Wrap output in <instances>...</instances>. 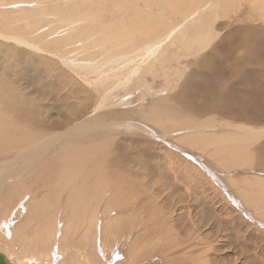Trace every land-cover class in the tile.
Returning <instances> with one entry per match:
<instances>
[{
    "label": "rangeland",
    "instance_id": "obj_1",
    "mask_svg": "<svg viewBox=\"0 0 264 264\" xmlns=\"http://www.w3.org/2000/svg\"><path fill=\"white\" fill-rule=\"evenodd\" d=\"M227 2L226 9L217 13L205 50L188 56L179 44L168 51L163 47L173 58L166 65L169 85L163 77L153 81L146 74L151 84L132 81L115 91L120 96H110L111 101L119 97L116 100L122 104L100 111L94 108L101 85L87 86L56 56L0 39V109L17 122L25 115L37 136L32 149L27 143L6 144L2 150L10 153L0 160V168L11 167L14 173L25 164L24 158L31 162L40 157V166L27 176L35 186L26 184L22 196L6 193L0 198L6 207L1 211L0 206V242L5 231L17 230L15 244H2V249H9L0 248L2 253L17 258L23 248L20 242L29 244L34 234L47 232L44 220L53 218L52 264H264V135L239 138L235 128L239 124L264 129V0ZM144 4L136 5L152 10L150 16L163 11L154 3ZM107 7L110 15L102 16L103 23L111 19L113 9ZM164 13L169 21H183L179 12ZM57 28L55 39H63L64 31L57 33ZM105 82L102 85L113 87L112 80ZM155 108L175 115L183 111L190 119L177 118L197 127H179L171 120L157 123L149 115ZM114 124L118 129L113 131ZM83 130L88 136L96 133V143L103 141L99 136L107 141L99 154L104 159L100 175L45 186V180L54 179L53 166L44 169L43 163L65 150L62 146L73 144L66 134ZM201 136L205 140L199 142L205 143L193 145L190 138ZM224 137L241 144L240 159L222 155L218 139ZM43 198L45 211L32 215L26 226L24 218ZM24 234L27 239L21 238Z\"/></svg>",
    "mask_w": 264,
    "mask_h": 264
},
{
    "label": "bare ground",
    "instance_id": "obj_2",
    "mask_svg": "<svg viewBox=\"0 0 264 264\" xmlns=\"http://www.w3.org/2000/svg\"><path fill=\"white\" fill-rule=\"evenodd\" d=\"M225 1L226 0H0V39L10 43L13 42L14 44H12L15 46H24L25 48H27V50H31V52L35 50L48 55H52V57L56 56L63 62V65L69 67L79 78L82 79V81H85L87 83V86L89 85L91 87L95 85H101L96 89V91H98L99 95L101 96H98L96 98L95 105H98L96 106V108H94L95 111H100L105 108H109L110 106H118V104H122L121 99L116 100L119 97L114 98L113 101H111V97H115L114 94H118L115 92L116 90H118L119 88L121 89L122 87L127 88L132 81H135L137 85H140L142 83H148V85L151 84L152 80L147 81L146 74H150V76H153V81H156L157 79H160V77H163L165 84L169 85L168 83L170 82V75L168 73L170 71L166 67V65L171 62L173 58L167 54V51L171 47H175L178 44L181 46L180 48L182 52L187 54L188 56L197 55L198 52L205 50L211 38L213 30L212 26L219 18L217 16V13L226 9L225 6L228 4V2L225 3ZM142 2H144L145 4L154 3L156 6L162 7L163 11H159V13H155L156 15L150 16L152 10H145L139 5H136L139 3L142 4ZM108 5H110L113 9L111 11V19L108 22L103 23L102 21H100L102 16L105 14L110 15L107 12ZM165 10H169L172 13L179 12V15L181 16L183 21L180 23L169 21L165 16ZM154 11L156 12L157 10L153 9V12ZM67 20L70 21L69 26L64 28L62 25L64 24V22H67ZM166 22L170 24V26L168 25L169 27L167 26ZM57 25V33L64 31L65 37L63 39H55L56 33H54V30L56 29ZM239 45L240 47L242 45L244 46V44L242 43ZM163 47H165L167 51L164 50ZM172 55L174 56V54ZM181 57L182 56L180 55V58ZM145 64H147V66L143 67V65ZM123 69L124 71L122 72ZM115 70H118L119 73L113 72L111 74V71ZM176 73L178 75H181L182 70L177 69ZM92 75H95V77L91 78ZM106 80H112L113 89L102 85ZM153 85L154 84H152L151 87ZM106 92L107 94L105 95ZM19 100L21 101V99ZM14 107L15 105L13 104L11 108ZM1 109L0 160L4 155L10 153L9 151L2 150V148L6 144L10 147H19L27 143L30 145L28 148L32 149L33 147H35L33 143L37 139V136H35L33 133V127L30 121H28V118L25 117V115L19 117V122H17L16 118H11L8 115L6 116V114L2 113ZM175 113L176 112H162L158 108H155L150 111L149 115L151 116L150 119L157 123H163V121L165 122V120H171L174 121L175 124L179 127L188 126L192 128L195 126L190 123L191 120L189 122L185 119L177 118L178 116L182 115L184 118L188 117L190 119L189 116H184L183 111L182 113H180V115H178V113L175 115ZM169 114H172L173 116ZM89 122L92 123L93 121L90 120ZM229 123L227 124L228 126L231 125ZM99 125L100 124H96L93 126L95 128H100ZM106 126L109 128L112 127L108 125ZM235 128L237 132L240 133H236L238 134L239 138L250 136L251 139L255 136L264 135L263 128L258 129L256 127L257 129H254L253 127L240 126L239 124L235 126ZM112 129L113 131L115 129L117 130L118 126L114 124ZM74 133L75 132L73 131L72 135H65L71 136L69 138H71L70 141L72 139L74 140L73 144L68 145V147L61 145L62 148L66 147L65 150L63 148V151L60 148L59 151L62 150V152L58 151L59 153H57V157L53 155L52 160L49 159L48 162L43 163L44 169L50 167V165L53 166L51 173L53 174V178L55 179L54 180L49 178V180H45V186L49 187L52 185L60 184L58 182L60 179L64 180L68 184L73 182L76 183V181L78 180L81 181L82 178H90L89 180H91L92 177L96 178L97 175H100V169L104 165L102 164L104 159H100L99 154L104 151V146L107 142H103L105 140L104 136L100 137V133H97V135L99 136L98 139L103 138V141H101L102 143L99 144V142H95V139L97 140V138L95 137L96 133L94 136L95 138L90 135L88 136V133H84V130L83 132L80 131L78 135H75ZM103 133L105 135V132H102V134ZM92 137L94 140L92 139ZM56 138L54 137L53 139ZM66 138H63L59 141L65 140ZM89 138H91V140H88ZM190 139H194L192 140L193 145L205 143L199 142L205 140L202 136L200 137V139H198L197 137ZM190 139L188 138V143H190ZM107 140H109V138ZM56 141L54 143H56ZM218 144L222 147L220 149L222 155L228 153V155H232V158L236 160L242 157L243 147L240 146L241 144L239 145L237 140L233 141L228 137L219 138ZM20 150L24 149H18V151ZM21 156L22 152L21 154H17L18 158H20ZM39 159L38 157H35V160L30 162V160L24 158L25 164L14 173L10 172L11 167H1L0 198L3 197V194L5 195L6 193L8 194L7 196L13 194L11 197H16L21 193H23L21 194V196L24 195L26 191L25 189H27L25 185L27 184L29 186H32L31 178H27V176L30 175L29 173L34 168H36V166H40ZM46 160L47 159H45V161ZM54 160L56 161L54 162ZM40 168L41 170L43 169L42 166ZM87 179L84 181L87 182ZM20 187L23 188L22 192L20 190ZM57 189L59 190L60 188ZM55 190L56 188H54L53 192H58L57 190ZM7 196L4 197L6 198ZM41 201H39L38 204L34 205V208H32L31 211V216L25 217L27 218H24L25 221L29 219V221L31 222L30 217H33L32 215L35 216L37 212L39 214L41 209L45 211V199L43 198ZM48 202L46 201L47 204ZM78 204L79 203H77V205ZM3 208L4 206L1 208V211ZM6 210L7 211L5 212H8V208ZM20 215L21 213L18 214V216ZM93 218L94 217H91V219L89 221L87 220V222L92 221ZM52 219H47V221L44 220L45 228H47L48 231L46 232V229H43L42 233L39 232L41 234V238H39L40 236L38 237L36 234H34L31 238V241L28 240L30 242L29 244L28 242L26 245L23 244V242L26 243L27 240H22L20 242L19 245H23V248L18 252L17 258L14 259V257L12 256H7L1 251L0 253L5 255L11 264H52L53 253L51 250L52 248H54L52 231L55 226L54 224L52 225V223L54 222ZM26 223L27 221L25 222V225ZM23 224L24 223H22L21 225ZM16 231L17 230H13V233L11 232V234H7V231H5L2 234L3 237H1L3 241L0 242V248L3 247V245L15 244ZM20 232H22V230ZM25 234H27V232ZM25 234L21 235V238H25ZM57 235H55V237ZM85 242L86 241L84 239V243ZM82 243L81 245L83 246L84 244ZM64 247V249L66 250V246ZM62 248L63 247H61V251ZM65 250L64 252L66 253L67 250ZM4 251H9V249L6 248V250ZM60 262L58 264H60Z\"/></svg>",
    "mask_w": 264,
    "mask_h": 264
},
{
    "label": "water",
    "instance_id": "obj_3",
    "mask_svg": "<svg viewBox=\"0 0 264 264\" xmlns=\"http://www.w3.org/2000/svg\"><path fill=\"white\" fill-rule=\"evenodd\" d=\"M0 264H11L5 255L0 253Z\"/></svg>",
    "mask_w": 264,
    "mask_h": 264
}]
</instances>
